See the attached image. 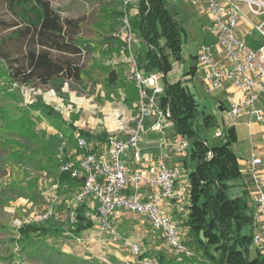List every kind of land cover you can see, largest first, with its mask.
<instances>
[{"label":"trees","instance_id":"obj_1","mask_svg":"<svg viewBox=\"0 0 264 264\" xmlns=\"http://www.w3.org/2000/svg\"><path fill=\"white\" fill-rule=\"evenodd\" d=\"M1 1L21 24L20 28L0 37V72L12 85L31 88L47 86L61 93L66 82H77L83 87L99 84L107 100L119 98L121 88L131 95L129 100H134L136 90L131 80L126 82L120 70L98 66L92 60L97 48L105 46L106 50L117 49L120 43L115 38L100 34L90 38L83 36V16L63 17L51 0ZM111 3L113 0L101 6L110 7ZM115 13L120 14V11L115 10ZM177 14L176 7L166 0H139V14L133 18V24L146 45L140 58L142 67L147 71L167 74L172 67L169 59L181 60L183 28ZM17 44L20 51L14 53L11 48ZM83 58H89V63L83 64ZM182 83V79L168 81L164 75L160 104L168 108L175 132L186 136L192 143L187 158L183 160L188 168L189 181L188 214L184 222L187 243L194 256L167 258L163 252L145 251L132 264H145L144 256L155 258L159 264H264L262 254L252 247L251 225L255 205L244 188L239 158L232 147L237 140L233 126H223L224 133L219 143H207L199 131L213 128L215 116L206 113L194 94ZM123 100L130 105L129 100ZM44 115L57 134L46 132L32 140L20 136L32 154L25 157L26 147L19 148V158L12 159V163L35 172L48 171L53 164L59 177L76 187V192L83 185L85 174L74 162L71 150L75 146V138L72 135L78 130L77 135L92 143L104 142L107 137L79 130L72 121L65 126L61 116L51 110H44ZM96 148L97 145L93 146V149ZM76 151L83 152L80 149ZM66 161L74 162V167L78 169L76 175L60 170L61 164ZM188 163H192V166ZM231 180L238 181L239 186L243 187L238 197L228 194ZM16 198L43 201L41 192L36 188L13 184L0 187V204ZM89 209L85 202L76 205L74 221H65L69 234L79 236L82 231L93 227L94 221L87 213ZM14 231L12 240L17 254L4 256V262H12L16 256L24 255L36 264H99L97 260L61 250L57 241H46L45 236H54L63 231L49 219L39 224H22Z\"/></svg>","mask_w":264,"mask_h":264},{"label":"rangeland","instance_id":"obj_2","mask_svg":"<svg viewBox=\"0 0 264 264\" xmlns=\"http://www.w3.org/2000/svg\"><path fill=\"white\" fill-rule=\"evenodd\" d=\"M51 1L63 17L78 18L83 16L81 20V33L83 36L90 38L94 37L95 34H100L101 36L115 38L120 43L115 33L121 19V6L118 0H113L110 7L101 6L110 0ZM166 1L176 6L177 9H181L182 2L180 0ZM188 8L189 13L178 11L177 14V19L183 28L181 39L182 58L178 61L170 58L172 67L167 74H164L166 79L170 76L171 81L182 79V84L190 80L189 70H192V67L196 64L193 55L196 54L198 46L202 43L216 42L214 36L203 30V28L210 25L208 14L197 16L192 6L188 5ZM115 10L120 11V14H116ZM13 23H18L17 19L0 0V37L21 27L19 23L12 26ZM250 40L257 41L253 43ZM246 41L251 47H256V49L258 45L264 44V39L256 32L247 35ZM107 50L105 46L97 48L92 55V60L98 66H111L120 70L122 76L124 75L125 77V81L130 82L126 74V66L121 62L117 54L118 48ZM11 51L14 53L19 52L20 46L18 44L14 45ZM143 51H145L144 47ZM82 60L83 64L89 63V58H83ZM197 82V78L193 79L192 83L188 84V87L195 92V98L199 101V106L206 113L213 114L216 120L213 128H202L199 133L206 139L207 143L217 144L221 137H216L214 131L216 128H223V121L225 123V120L222 121L223 114L220 110L221 103L226 105L225 94L220 93L214 96L204 92ZM0 88H2L0 93V187L13 184L24 186L28 189L36 188L43 197V201L39 202L16 198L0 204V264H36L24 255L16 256L12 262H4L3 258L9 254H17L12 240V237L15 236L14 230L22 226V224L41 223L37 218L41 212L48 209L55 214L48 219L57 223L63 231L54 236L47 235L45 240L50 243L57 241V245L61 250L97 260L99 264H132L145 251L149 253L163 252L167 258H179L182 255L189 257L192 253L194 254L187 243V227L186 230L181 227L183 224L185 225L184 221L177 223L185 248V250L180 252L174 250L160 237L144 215L128 211H123L116 217L114 228L120 234H123L124 238L138 244L139 250L137 253L133 252L126 240H119L111 234L100 232L94 225L92 228L82 231L79 236L69 234L65 221L70 219L69 213L76 187H72L70 183L59 177L53 164L48 167V171L35 172L23 169L21 166L12 163V159L19 158V148L26 147L22 143L23 139L20 136H25L32 140L37 136L46 134V132L57 134V130L45 119L44 110L56 112L61 116L65 126L72 121L74 122L73 126H76L75 128L90 132V135L103 134V137L109 135L122 136V132L117 128L118 121L122 117H128L134 111L136 97L133 101L129 100L131 95L129 96V93L127 94V91L121 88L119 98L115 97L113 100H107L108 98L105 97L106 94L100 89L99 84H90L83 87L77 82H66L61 93H57L47 86H38L37 88L18 87L12 85L2 72H0ZM124 98L130 101V105L124 103ZM239 117H237L239 124L236 128L240 138L238 142L232 145L238 153L242 154L247 151L246 147H248V144L244 142L242 118ZM77 132L78 130H75L72 135L74 138ZM173 133H176L175 130L168 131V137H172ZM104 142L95 141L91 142V145L92 147L97 145V149L104 151ZM31 154L30 149L26 147L25 157ZM187 156L188 153L184 156V160ZM184 174L188 179L187 167H185ZM242 179L245 185L244 188L249 193L248 176L244 175ZM186 184L184 197L189 202V188H187L189 182ZM228 184L230 185L228 188L230 197L241 195L243 187L239 186L238 181L231 180ZM175 197L178 199V195ZM181 197L182 194L180 195ZM84 202L90 208L87 213L92 216L94 214L92 209L94 203L90 199H86ZM184 204V208L188 210V204ZM253 228L254 220L251 230ZM210 249L213 251L212 247ZM193 254L192 256H194ZM143 262L145 264H159V261L151 256H144Z\"/></svg>","mask_w":264,"mask_h":264},{"label":"built area","instance_id":"obj_3","mask_svg":"<svg viewBox=\"0 0 264 264\" xmlns=\"http://www.w3.org/2000/svg\"><path fill=\"white\" fill-rule=\"evenodd\" d=\"M121 19L116 36L120 40L118 56L126 66V74L136 90L134 111L118 121L117 128L122 136L109 135L105 150L93 149L91 142L76 134L72 148L74 162L84 172V183L73 195L69 218L74 221V210L78 203L90 199L94 205V226L103 233L119 240H126L134 253L138 244L124 238L114 228V220L123 211L147 216L151 227L174 250H185L177 221L164 202L174 198L176 182L184 174V156L191 149L189 138L173 133L176 160H168L166 152L159 155L156 163L145 171L134 168L142 161L141 143L148 131L157 133L160 147L169 142L168 131L174 130L170 112L160 104L164 90V74L147 71L142 67L141 54L144 41L133 24L139 14V0H118ZM189 4L197 14L210 17L207 31L221 46V55L214 56L213 45L202 43L195 54L196 65L205 68L203 80L220 84L224 81L241 93L235 98L229 95V106L224 119L232 124L242 113H247L256 122L264 120L262 108L255 101L264 92V44L253 48L240 36L241 22L249 24L248 33L256 32L264 39V0H180ZM222 128H216L214 135L221 137ZM80 149L83 152H77ZM73 161L63 162L62 171L78 173ZM262 159L256 154L245 162L243 172L249 179V193L255 205L254 228L251 231L252 247L259 250L264 258V177L257 171ZM147 167V166H146ZM186 178V175H183ZM55 214L48 209L41 212L38 221L43 222ZM89 215V214H88ZM186 253H188L186 251ZM189 254V253H188Z\"/></svg>","mask_w":264,"mask_h":264},{"label":"crops","instance_id":"obj_4","mask_svg":"<svg viewBox=\"0 0 264 264\" xmlns=\"http://www.w3.org/2000/svg\"><path fill=\"white\" fill-rule=\"evenodd\" d=\"M188 5L189 4L182 3L181 9H177V7L176 6L175 7H176L177 11H180L181 13L182 12L183 13H186V12L189 13ZM204 14H206V13H203L200 15H204ZM197 16H199V14H197ZM207 27L203 28V30L207 31ZM248 30H249V24L246 22H241V24L239 25L238 31H239L240 36L245 40L246 43H247V41H246L247 35L252 34V33L249 34ZM250 41H252L253 43H256L257 40H250ZM206 44L213 45L215 57H219L221 55V46L217 42L206 43ZM247 44L250 45L249 43H247ZM253 48H256V47H253ZM145 49L146 48L144 47V50ZM193 57H194L193 59L195 60L196 59L195 54L193 55ZM204 74H205V68H203L199 65L197 66L196 64H194L193 72L189 74L190 80L184 82V85L187 87V89L191 93L194 94V97H196V94H195V92H193L192 90L189 89L188 84L192 83L193 79H195V78H197V80H198L197 83H199L200 87L203 89L204 92L210 93L214 96L219 95L220 93H222V94L224 93L226 105L221 103V105L223 107H220L221 113L223 114V118H222V121H223V120H225L224 119L225 111L229 106V95L234 94L235 98H239V97H241V93L239 91H237L235 88H233L230 85V83L227 81H224L220 84H212V83L205 82L203 80ZM170 79H171V77L168 76L167 80L171 81ZM163 83H164V80H163ZM255 106L262 108V110L264 112V92H261L258 95V97L255 101ZM240 115L241 116L240 117L238 116V117L242 118L244 142H247V144H248V147H246L247 151L243 152L242 154L238 153L236 151V149L234 148V146L232 145L233 150L235 151V153L237 154V156L239 158L240 171L242 173V176L244 177V175H246V174L243 172V170L245 168L246 160L251 156V154H256L258 157H260L262 159V164H260L257 167V171L264 177V120L261 122H256L247 113H242ZM223 124H224V126L227 125V127L233 126V129L236 133V138H237V140L234 143L238 142L240 135H239V132H238V129L236 128V126L239 124V120L236 118L232 124H229L228 121L227 122L225 121V123L223 121ZM171 139H172V137H169V139H168L169 142H167L166 146L162 148L158 144L159 137H158L157 133L148 131L146 133V135L144 136V139L140 145L142 155H143L142 161L136 163L134 165V168L138 167L139 169L145 171L146 168L154 165L156 163L159 155L164 153V152L167 153L168 160H176L178 157L175 155L174 145H173V143H171ZM188 164L192 166V163H188ZM183 175H185V174H183ZM183 175L180 176V179L176 182V185H175V190H177L176 195H178V199H177V197L174 196V198H172L170 200H166L164 202V205L166 206L165 208L170 210V212L172 213V215L175 218V220L177 221V223H179V221L180 222L185 221V219L187 218V214H188V210L184 208L185 207L184 203L188 204L189 202L184 197V191H185V187L187 185L186 183L189 181L187 178L183 177ZM187 188H189V185L187 186ZM181 194H182V197L180 198ZM144 217L146 219H148L147 216L144 215ZM180 217H182L181 218L182 220L180 219ZM183 225L181 227L184 230H186V226L185 225L183 226ZM178 228H179V225H178Z\"/></svg>","mask_w":264,"mask_h":264}]
</instances>
